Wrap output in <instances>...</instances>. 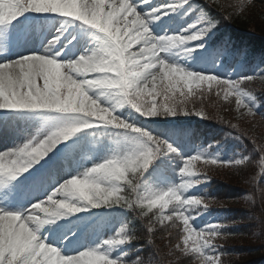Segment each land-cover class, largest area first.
<instances>
[{"label": "snow or ice", "instance_id": "obj_1", "mask_svg": "<svg viewBox=\"0 0 264 264\" xmlns=\"http://www.w3.org/2000/svg\"><path fill=\"white\" fill-rule=\"evenodd\" d=\"M181 12L194 18L179 32L159 37L150 32L152 22ZM42 14L74 18L95 30L102 46L92 52L85 48L82 55L70 57L71 62H57V57L69 58L55 48L61 30L39 51L14 59L0 57V110L46 114L43 127L0 151V264H155L159 249L147 260L140 255L129 259L128 251H120L140 239L127 222L95 242L82 240L79 230L69 237L71 229L49 223L51 217L101 206L130 211L139 220L151 216L144 229L149 245L156 223L179 222L180 235L168 255L176 251L195 257L196 264H222L223 253L215 241L225 225L192 223L214 201L188 190L208 180L200 164L238 166L249 157L222 161L209 158L207 150L183 157L141 122L177 114L203 117L202 108L192 113L188 105L191 98L213 91L224 102L234 100L237 112L243 109L242 115L254 117L256 95L246 85L255 76L264 79V70L255 76L222 78L215 68L219 51L194 70L162 55L177 45L191 54L192 42L203 48V38L218 24L191 0H0V38L18 43L20 25ZM125 107L131 116L121 114ZM6 115L0 113V119ZM84 129H95L99 135L109 129L115 145L90 167L80 159L82 138L70 139ZM255 150L264 165V145ZM160 157L179 161V182L160 180L167 186L146 189L145 173ZM258 175L264 177V167Z\"/></svg>", "mask_w": 264, "mask_h": 264}, {"label": "trees", "instance_id": "obj_2", "mask_svg": "<svg viewBox=\"0 0 264 264\" xmlns=\"http://www.w3.org/2000/svg\"><path fill=\"white\" fill-rule=\"evenodd\" d=\"M214 11H218V24L213 30L216 35L206 44L218 48L222 62L228 67L231 79L238 76L254 75L264 70V0H211ZM246 87L256 95L259 108L254 117L242 115L235 110L234 100L224 102L215 91L191 98L189 111L195 113L203 109L205 115H173L179 125H187L190 133L207 150L209 158L222 160L223 155L236 158L235 150L247 155L249 159L238 166H217L201 164L202 171L209 173L211 185L209 199L214 207L223 203L226 224L223 236L218 238L219 250L223 253L222 264H264V177L258 175L261 168L260 155L256 145H264V79L255 76ZM120 112L133 113L125 107ZM158 116L154 119H162ZM144 125L145 124L144 122ZM232 125H236L235 128ZM256 178L255 180L253 178ZM243 195L249 196L243 200ZM131 229L140 237L130 246L143 245V257L159 249L155 264H196L195 257H185L173 251L168 255L180 235V223L176 226L155 224L152 244H146L145 226L151 216L139 220L135 213L128 212ZM132 251L130 252V254ZM130 258V256H129Z\"/></svg>", "mask_w": 264, "mask_h": 264}, {"label": "rangeland", "instance_id": "obj_3", "mask_svg": "<svg viewBox=\"0 0 264 264\" xmlns=\"http://www.w3.org/2000/svg\"><path fill=\"white\" fill-rule=\"evenodd\" d=\"M154 2L159 3L161 2V0H154ZM178 14L179 13L171 14L170 19L168 16L161 17V19L165 18L166 21L164 23H161L159 27L157 28L158 34L156 35V37H159L165 34H174L176 32H179L180 29H177V27L174 26V24L177 21ZM52 24L55 25V22H53ZM65 26H66V22H63L57 28L58 32L63 30V35L59 37V39L57 40V43L61 41V38H64L67 35L69 36V38L66 39V41L64 42L63 48L59 50L60 56H64L65 53H68L69 58L61 59L59 57L57 59V62H60V63L71 62L70 57H72L73 55L75 57H78L79 55H82L84 53V52L80 53L81 46L77 45V41L81 40L79 39V36L82 34L83 29H81L82 31L80 32L76 25H73V26L69 25V28H65ZM76 30L78 32H76ZM56 37L57 35L53 38H50V40H53ZM192 43L195 46L196 42H192ZM74 45H77V46L74 47ZM82 46H83V42H82ZM177 47H179V45H177L176 48ZM174 49L175 48L169 49L166 53H163L162 55H164L165 57L171 56L177 60L176 55L174 53ZM205 50L206 49L199 51L195 49L191 53V55H185L183 57H180V59L177 60L178 66L184 67L185 70H194L196 68V64L198 61L206 60L208 58V57L206 58V56L209 55V50L207 51ZM93 51H97L96 43L93 44ZM166 62H167V59H166ZM149 87H151V85H149ZM95 91L99 93L101 90L96 89ZM91 94L92 93L89 92V95ZM104 99H107V98H104ZM2 111L5 112V110H2ZM45 115L46 114L40 110H20L19 112H12L10 110L9 113H7V116L4 118V121L10 122L9 125L7 126L9 135L11 136L12 133H15L16 137H13V138L18 139V142H21L24 139L25 135L34 133L36 130L40 129L41 127L45 125L46 123L44 119ZM165 121L169 122L170 118L166 117ZM157 128H159V126H157ZM150 134L159 136L161 139H164L166 142H168L167 139L157 134V129L153 130ZM81 138H82V143H83V150L80 154V159L84 161V166L86 167L92 166L94 161L100 162L103 157L110 154L111 149L114 147L112 145L110 146L101 145L100 146V144L98 143L97 135L90 134L86 138H83V137ZM190 153L195 154V149H193ZM167 164H169V162L165 160L162 163V165L157 166V167H152L148 171L147 179H149V182L145 181L146 189L166 187L167 186L166 183L158 182L160 180H165L167 181V183H170V184H175L179 182L178 177L176 178L178 179V181H173V180H170L165 175V166ZM149 173L152 174L150 178H149ZM207 184H208V180L205 183H201L189 189L188 191L192 195H204V191H205V188L207 187ZM244 199H246V197H244ZM10 206H13V208L18 207V205L16 204H10L9 207ZM90 209L91 207H88L86 210H84V212H88V210ZM99 212L103 216L104 215H106L107 217L110 216V211L107 208H105L102 211L100 210ZM210 212L211 211L209 209H207L206 211H203L199 216L194 218V220L192 221L193 225L195 227H200V226H204L207 223H221V219L223 218V216L222 215L218 217L211 216L209 215ZM194 217H195V214H194ZM56 219L58 223L62 226L63 228L62 230H65V231L68 229L72 230L68 233L69 237L75 236L77 230H79L82 240L87 241V242H95L96 240H98L96 236H92V232L96 229V227H98L96 224L91 223L87 225H82V223L78 221L77 218H75V216H73L72 214H68L66 216H60L59 218H56ZM119 220H120L119 221L120 223L123 222L122 217ZM46 234L49 236L54 235V233H46Z\"/></svg>", "mask_w": 264, "mask_h": 264}, {"label": "bare ground", "instance_id": "obj_4", "mask_svg": "<svg viewBox=\"0 0 264 264\" xmlns=\"http://www.w3.org/2000/svg\"><path fill=\"white\" fill-rule=\"evenodd\" d=\"M36 23V21H33ZM31 22V23H33ZM157 22L155 23L154 26H152L151 24L149 25L150 26V32L153 34L156 30H157ZM32 36L30 35H27L25 40L27 41L26 44H24V42H19L18 44V47L11 51L7 57L9 58H15L17 55H21V54H27L29 52H35V51H39L41 50L42 48H38L35 44V46L33 45L35 42L31 43L30 45L28 44V42H30L32 40ZM50 38L49 34L47 35V38H46V41ZM14 44H17V42H14ZM46 46V45H44ZM85 48H87L90 52L91 48L90 46H88L87 44L84 45V48L82 49V51L85 50ZM1 135H4V133L0 132V137H2ZM10 139L6 140V139H3L0 141V151H3L5 147H10Z\"/></svg>", "mask_w": 264, "mask_h": 264}]
</instances>
